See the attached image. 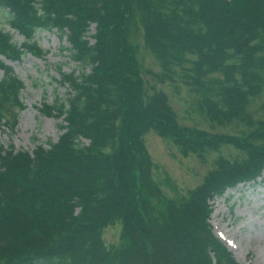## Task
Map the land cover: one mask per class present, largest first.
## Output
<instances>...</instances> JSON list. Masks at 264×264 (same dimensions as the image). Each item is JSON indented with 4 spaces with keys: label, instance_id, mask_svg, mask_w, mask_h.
Returning a JSON list of instances; mask_svg holds the SVG:
<instances>
[{
    "label": "trees",
    "instance_id": "16d2710c",
    "mask_svg": "<svg viewBox=\"0 0 264 264\" xmlns=\"http://www.w3.org/2000/svg\"><path fill=\"white\" fill-rule=\"evenodd\" d=\"M0 56H42L37 30H55L69 57L88 70L60 72L65 99H42V114L61 118L57 140L31 151L0 144V264H239L214 234L209 201L256 180L264 168V0H0ZM159 64L145 67L131 40ZM94 24L93 42L87 38ZM24 41L17 44L13 32ZM0 126L13 129L26 107L24 82L0 58ZM182 82L211 132L181 124L165 91ZM264 108V104L260 106ZM150 129L182 154H215L202 180L181 197L156 179L143 135ZM230 145L239 154L220 152ZM121 224L106 245L102 230Z\"/></svg>",
    "mask_w": 264,
    "mask_h": 264
},
{
    "label": "rangeland",
    "instance_id": "374dc122",
    "mask_svg": "<svg viewBox=\"0 0 264 264\" xmlns=\"http://www.w3.org/2000/svg\"><path fill=\"white\" fill-rule=\"evenodd\" d=\"M8 11L0 7V23L8 27ZM94 24L89 26L86 35L90 42L94 33ZM10 32H13L11 30ZM131 40L138 47L137 55L145 67L159 69L155 57L146 49L142 41V30L137 20L131 25ZM35 39L42 49L48 50L42 56H36L26 51L20 59L12 60L0 56L10 65L14 73L23 80L22 99L26 107L19 111L18 122L13 129L6 125L0 126V144L8 147L31 151L37 144L46 146V141H55L62 132L59 124L60 117L47 116L41 113L39 106L42 99L51 102L58 96L65 99L70 88L57 79L60 72L75 70L77 73L88 70L87 65H79L69 57L70 43L64 35L55 30H37ZM13 40L20 44L24 41L23 35L13 32ZM3 70L0 69V78ZM149 83H154L150 76ZM155 88L165 91L168 102L175 112L177 120L186 126H194L211 132H234L233 124H211L196 104L195 95L188 86L180 81L176 83H154ZM264 99H255L252 109L264 112L261 108ZM143 141L155 165L156 179L168 178L174 187H164L171 197H181L196 186L210 167H212L214 153L201 161L193 153L182 154L176 145L169 139L160 136L150 129L143 135ZM220 152L230 157L239 154L230 145H223ZM212 213L210 223L213 231L224 237L241 264H264V169L260 177L246 183H239L236 187L228 188L221 196H215L209 201ZM121 224H108L102 230V238L106 245L115 244L120 240ZM225 241L224 244H227ZM227 246V245H226Z\"/></svg>",
    "mask_w": 264,
    "mask_h": 264
}]
</instances>
